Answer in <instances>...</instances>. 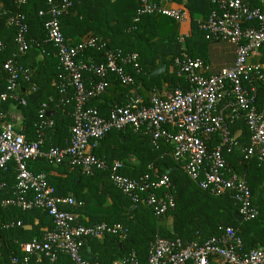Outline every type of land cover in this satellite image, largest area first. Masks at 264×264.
I'll return each mask as SVG.
<instances>
[{"label":"built area","instance_id":"built-area-1","mask_svg":"<svg viewBox=\"0 0 264 264\" xmlns=\"http://www.w3.org/2000/svg\"><path fill=\"white\" fill-rule=\"evenodd\" d=\"M31 1H43L47 5L46 12L40 11L39 16H49L44 24L46 43L53 47L60 69L57 77L60 99L56 108L72 105V126L64 147L50 146L46 150L44 132L53 126L46 104L39 110L41 134L35 142H28L17 133L8 122L7 114L0 110V173L11 163L15 168L13 197L3 200L1 206L22 211L42 210L51 217L55 228L40 239L21 243L22 254L11 257L10 264H57L60 254L67 256L71 264H89L81 255L87 239L113 236L125 241L128 235V228L123 224H82L76 214L66 209L76 206V201L72 197L56 196L44 173L35 174L28 169L29 161L44 158L52 167L65 165L84 176L104 172L133 206L151 209L158 222L176 208L174 186L167 174L152 171V178L144 175L131 179L120 174L122 162L109 163L92 154L93 145L111 132L130 130L147 137L153 147L160 142L170 145L172 161L200 190L215 197H229L244 222L259 217L246 180L230 168L225 155L237 151L244 161L264 163V115L256 107L258 87L264 86V68L249 63L250 56L264 45V0H257L259 6H253L250 0H205L210 12L198 23V30L206 41L233 44L236 47L234 66L205 77L201 74L204 62L182 51L173 60V66L176 75L188 83V90L151 92L147 99L141 96L134 78L126 72V67L140 71L137 53L107 51L105 62L96 63L83 56L87 50L107 49L105 42L90 36L72 44L65 38L61 20L70 13L74 0H15L14 11L5 18L6 12L0 9V21L4 20L5 26L15 31L16 46V52L2 64L7 87L0 95V103L12 100L25 105V100L20 98L19 80L21 76L28 82L31 72L19 64V59L33 50L22 12L23 6ZM139 3L135 23L143 15H161L177 24L186 21L181 9L165 6L166 0H139ZM178 41L183 43V39ZM4 49L0 40V54ZM41 54H45L43 50ZM110 80L131 88V93L123 105L112 106L103 117L91 103L106 93ZM227 119L231 124L244 122L247 143L243 144L232 134ZM208 144L213 145L211 151ZM3 187L0 183V190ZM219 231L221 234L201 244L157 236L149 246L146 264H264V247L243 252L241 239L234 229L221 227ZM0 264H4L1 255ZM112 264L140 263L131 253Z\"/></svg>","mask_w":264,"mask_h":264},{"label":"trees","instance_id":"trees-1","mask_svg":"<svg viewBox=\"0 0 264 264\" xmlns=\"http://www.w3.org/2000/svg\"><path fill=\"white\" fill-rule=\"evenodd\" d=\"M14 1L0 0V9L6 12L3 18L14 11ZM195 1L189 0V4H186L190 13L195 11L192 8L194 3L199 6ZM177 2L180 5V2ZM139 6V0H74L70 13L61 20L62 32L72 44H78L81 38L88 34L105 42L107 49L87 50L83 56V59L91 58L96 63L105 62L107 51L137 53L140 71L137 73L131 67H126V72L134 78L144 99H147L151 92H170L176 89L187 91L188 83L176 75L173 66V60L182 52V44L178 41L179 25L161 15H143L135 23ZM206 8L207 18L210 6ZM46 10L47 5L43 1H31L22 8L28 25V41L33 42V50H43L45 54L40 62L32 64L27 63V55L19 59V64L31 72L28 82L21 76L19 80L22 87L20 98L25 100V105L7 100L0 103V110L6 113L14 107L22 116L21 127L17 133L23 135L28 142H35L41 134L42 120L39 118V110L46 104L48 119L53 121V126L44 132V148L47 150L50 146L64 147L68 140L72 126V105L56 108L60 99L57 91L60 69L57 59L53 56V47L46 43L44 24L49 16H39L40 11ZM197 31L202 36L198 25ZM14 37L15 31L5 26L4 20L0 21V40L5 45L0 54V95L6 92L7 87L2 64L16 52ZM263 48L264 45L260 50ZM190 57L194 58L192 55ZM261 62L264 64V54ZM161 66L164 67V72L153 77L152 74ZM84 77L89 79L88 74H84ZM112 87L117 91L115 100L107 96ZM130 93L131 88H124L110 80L106 93L91 104L97 106L100 114L106 117L112 106L123 105ZM256 107L258 112L264 115L263 85L258 87ZM227 122L230 123L229 119ZM242 126L244 132L241 130ZM229 127L240 142L247 143L248 133L243 121L230 123ZM107 137L114 141L111 148L107 149L104 145L106 149L94 155L105 158L109 163L114 160L123 162L125 166L120 170V174L131 179L144 175H150L152 178V171L158 175L167 174L174 186L176 208L158 222L151 209L133 206L127 197L114 188L104 172L84 176L65 165L52 167L44 158L29 161L28 169L35 174L44 173L56 196L72 197L76 201V206L66 209L76 214L82 224H123L128 228L125 241L113 236H106L103 240L87 239L81 249L82 258L87 263L112 264L134 253L140 264H146L149 246L157 236L201 244L221 234V227L234 229L241 239L243 252L264 247V163L244 161L237 151L225 155L230 168L246 180L252 202L259 209V217L256 220L238 222L234 218L238 210L233 201L227 196L215 197L200 190L172 161L169 156L172 150L170 145L160 142L158 146L153 147L147 137L135 135L130 130L111 132L100 142ZM208 148L211 151L213 145L208 144ZM130 157L136 158L137 166L125 164ZM0 183L4 184L0 190V255L4 264H10L11 257L22 254L21 243L40 239L45 232L55 228L51 217L42 210L22 211L16 207L1 206L3 200L13 197L15 168L12 163L5 172L0 173ZM107 201L108 204L104 206ZM167 218L170 223L164 225ZM12 223L14 226L11 227ZM57 264L71 262L67 256L60 254Z\"/></svg>","mask_w":264,"mask_h":264},{"label":"crops","instance_id":"crops-1","mask_svg":"<svg viewBox=\"0 0 264 264\" xmlns=\"http://www.w3.org/2000/svg\"><path fill=\"white\" fill-rule=\"evenodd\" d=\"M180 2V5L178 2ZM205 0H196L199 6L192 5V8L195 10L193 13L189 12V7H186V4L189 0H166L165 6L168 8L181 9L186 14V21L183 24L179 25V39H183V43L181 49L183 52L192 55L194 58H199L204 62V68L201 70V74L205 77L212 76L222 69L232 68L235 64L236 59V47L226 41H206L200 36L197 31V25L200 21L205 19V11H207L208 4L204 2ZM251 4H257V0H250ZM2 4V3H1ZM189 4V3H188ZM259 4V3H258ZM3 5V4H2ZM114 24V23H113ZM91 34H88L81 38L85 39L86 37H90ZM264 54L263 50H259L256 54L250 56L249 63L251 65H261L264 68V64H262L261 60ZM43 59V55L40 51L31 50L27 55V63H37ZM22 90V87H21ZM27 91V89H26ZM169 91H162L160 93H168ZM107 96L111 99L115 100L117 98V91L114 88H110L107 92ZM8 122L12 124L15 130H19L22 123L21 114L15 110L14 107L9 109L7 112ZM241 130L244 132V127L242 126ZM238 136V134H236ZM111 139V138H110ZM111 141H113L111 139ZM104 142H98L93 145L90 149L92 154H98L102 150L106 149ZM124 165V163L122 162ZM125 164L128 166H137L138 161L134 157H130L127 159ZM125 166V165H124ZM108 204V201L104 206ZM167 220V219H166ZM165 221V220H164ZM170 223V219L168 224ZM165 225V222H164Z\"/></svg>","mask_w":264,"mask_h":264},{"label":"water","instance_id":"water-1","mask_svg":"<svg viewBox=\"0 0 264 264\" xmlns=\"http://www.w3.org/2000/svg\"><path fill=\"white\" fill-rule=\"evenodd\" d=\"M163 72H164V67L161 66L158 70H156V71L152 74V76H153V77L158 76L159 74H162ZM234 218H235L236 221H238V222H242V218H241V216H240L238 213H235V214H234Z\"/></svg>","mask_w":264,"mask_h":264},{"label":"rangeland","instance_id":"rangeland-1","mask_svg":"<svg viewBox=\"0 0 264 264\" xmlns=\"http://www.w3.org/2000/svg\"><path fill=\"white\" fill-rule=\"evenodd\" d=\"M104 145L106 146L107 149L111 148L112 144L114 143V141H111L108 137L103 141ZM165 224L169 222V218H167V220L164 221Z\"/></svg>","mask_w":264,"mask_h":264}]
</instances>
